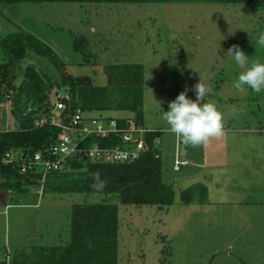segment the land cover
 Wrapping results in <instances>:
<instances>
[{
  "label": "rangeland",
  "instance_id": "rangeland-1",
  "mask_svg": "<svg viewBox=\"0 0 264 264\" xmlns=\"http://www.w3.org/2000/svg\"><path fill=\"white\" fill-rule=\"evenodd\" d=\"M18 26L48 46L58 60L29 52L16 68V93L31 66L53 85L51 97L60 100L70 98L64 76H86L93 85L106 86L104 68L108 64H139L145 69L144 125L162 131V177L174 184L175 204L159 211L124 206L117 195L111 196L119 208L121 264H264V88L258 93L246 85L236 89L241 69L226 54L232 45H239L248 56L249 67L254 61L264 64V46L256 43L264 34V7L10 5L0 0V64L4 59L1 42L21 30ZM83 39L85 54L74 47ZM200 78L209 88L201 103H212L222 113L224 135L206 146H195L203 154L187 159L179 156L189 165L174 172L184 145L162 116L186 87L188 98L195 100L192 89ZM4 109L7 124L2 129L16 131L9 101ZM87 114L131 118L120 112ZM252 129L258 131L252 139L250 134L236 133ZM252 147L257 149L252 152ZM238 148L245 151L240 154ZM236 158L242 163L234 164L231 160ZM190 173L194 177L189 183L206 184L208 194L204 201L187 205L180 192L187 188L182 178ZM103 198L99 194H58L46 185H32L12 205L0 203V262L10 264L19 249L68 246L73 205L96 204Z\"/></svg>",
  "mask_w": 264,
  "mask_h": 264
},
{
  "label": "trees",
  "instance_id": "trees-1",
  "mask_svg": "<svg viewBox=\"0 0 264 264\" xmlns=\"http://www.w3.org/2000/svg\"><path fill=\"white\" fill-rule=\"evenodd\" d=\"M4 4H127V5H249L264 7V0H1ZM83 40L74 44L85 54ZM3 63L0 64V203L8 206L28 187L41 185L40 173L22 174L17 166L6 163L14 154L22 156L44 152L56 140L59 130L46 125L36 127L41 119H49L54 110L51 102L53 85L34 66L26 70L25 80L16 93V68L29 52L58 60L54 52L35 36L19 30L1 42ZM106 86H96L86 76H64L63 86L69 92V107L86 113L120 112L131 115L119 118L121 127L144 123L145 69L139 64H108L104 68ZM13 91V95H10ZM10 102L17 121L16 131L2 129L4 104ZM162 132L146 135L149 151L133 164H104L93 161H71L69 167L49 175L45 185L58 194H99L96 204H74L71 219V243L66 247H32L16 250L10 264H121L119 260V208L111 202L117 195L124 206L156 207L168 211L175 204L172 184L163 180L162 158H156V142ZM99 171L107 186L94 190L91 173ZM207 189L195 185L181 193L184 204L204 201ZM167 253V251H165ZM170 255V253H167ZM0 264H7L0 262Z\"/></svg>",
  "mask_w": 264,
  "mask_h": 264
},
{
  "label": "built area",
  "instance_id": "built-area-1",
  "mask_svg": "<svg viewBox=\"0 0 264 264\" xmlns=\"http://www.w3.org/2000/svg\"><path fill=\"white\" fill-rule=\"evenodd\" d=\"M55 94V91L52 92ZM13 91H10V95ZM69 100L51 97L54 112L51 120L41 119L36 127L46 125L59 130L55 142L44 152L22 156L20 160L11 154L6 163L17 166L22 174L40 173V183L45 185L49 175L61 172L69 167L71 161H93L104 164H133L150 149L146 135L151 132L134 122L121 127L117 118L90 117L82 109L72 110ZM56 110L63 111L60 116ZM66 113H68L66 115ZM156 158H162V142H156ZM175 171L179 172L189 165L187 161L179 160Z\"/></svg>",
  "mask_w": 264,
  "mask_h": 264
},
{
  "label": "clouds",
  "instance_id": "clouds-1",
  "mask_svg": "<svg viewBox=\"0 0 264 264\" xmlns=\"http://www.w3.org/2000/svg\"><path fill=\"white\" fill-rule=\"evenodd\" d=\"M264 46V34L256 41ZM233 57L241 72L235 82V88L243 90L244 86L250 87L255 92L264 88V64L254 61L248 66V56L241 50L239 45H232L226 52ZM196 99H189L186 87L184 91L168 104V111H164L162 119L169 125V130L175 134L184 145L206 146L213 138H221L224 135L223 115L212 103L203 102L209 92V88L200 78L193 86ZM91 187L96 191H103L107 182L102 179L99 171L91 173Z\"/></svg>",
  "mask_w": 264,
  "mask_h": 264
},
{
  "label": "crops",
  "instance_id": "crops-1",
  "mask_svg": "<svg viewBox=\"0 0 264 264\" xmlns=\"http://www.w3.org/2000/svg\"><path fill=\"white\" fill-rule=\"evenodd\" d=\"M15 5H17V4H15ZM19 27V29H21V30H23V31H25V32H27V33H29L27 30H24V28H21L20 26H18ZM30 34V33H29ZM37 38V37H36ZM123 118V117H122ZM6 124H7V116H6ZM143 127H145V125H144V123H143ZM146 129H148L147 127H145ZM148 130H150V131H160V130H152V129H148ZM162 132V131H161ZM230 132H233V131H230ZM234 132H236V131H234ZM263 132V131H262ZM236 133H240V136H241V134L243 133V134H245V137H247V134L249 135L250 134V138L252 139L253 138V135L254 134H256V133H258V131L257 130H248V131H242V130H240V132H236ZM183 147H185V149H186V155H185V157H186V159L189 157V156H191L192 158H194L193 156L195 155V154H199L200 152L203 154V150H201V149H196V147H193V146H191V145H188V146H183ZM238 149H240V154L243 152V151H245V149L244 148H238ZM242 149V150H241ZM253 149V147L251 148V150ZM257 149V147L254 149V150H256ZM254 150H252V152H254ZM236 153L239 155V151L237 152L236 151ZM179 156H181V155H177V158H176V161H178L180 158H179ZM234 164H239V163H242V161L240 160V159H238V158H236V159H234V161L233 160H231ZM202 167H204L203 165H202ZM173 170H174V172H176L175 171V166H174V168H173ZM182 170V169H181ZM180 172V171H179ZM192 177H194V175H193V173L191 174H186L185 175V177H183L182 178V181L183 180H185V182H186V185H187V188H185L184 190H182L181 192H180V195H181V193L183 192V191H185V190H188V189H190L191 187H193V186H195V184L196 185H203V186H205L206 188H207V190H208V187H207V185L206 184H204V183H202V182H197V183H193V184H190L189 182L192 180ZM165 181V180H164ZM178 181H180V180H177V182ZM166 182V181H165ZM188 182V183H187ZM169 184H172V183H169ZM173 185V188H174V184H172ZM174 191H175V188H174ZM209 192V191H208ZM175 193H176V191H175ZM12 205V204H11ZM8 206H10V205H8ZM7 206V207H8Z\"/></svg>",
  "mask_w": 264,
  "mask_h": 264
},
{
  "label": "water",
  "instance_id": "water-1",
  "mask_svg": "<svg viewBox=\"0 0 264 264\" xmlns=\"http://www.w3.org/2000/svg\"><path fill=\"white\" fill-rule=\"evenodd\" d=\"M2 124L3 125L6 124V114L2 116ZM185 155H186V149L185 147H182L181 157H185Z\"/></svg>",
  "mask_w": 264,
  "mask_h": 264
}]
</instances>
